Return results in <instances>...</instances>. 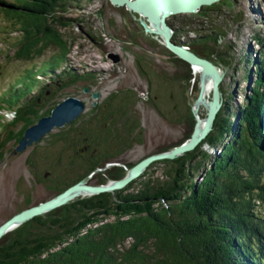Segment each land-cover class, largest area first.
<instances>
[{
  "label": "trees",
  "instance_id": "obj_1",
  "mask_svg": "<svg viewBox=\"0 0 264 264\" xmlns=\"http://www.w3.org/2000/svg\"><path fill=\"white\" fill-rule=\"evenodd\" d=\"M68 2L0 0V15L9 27L7 31L1 28L0 33H18L12 57L29 59L46 47L57 48L39 66L26 68L0 93L1 115L13 117L10 122L0 117L4 129L0 131L2 160L7 142L13 143L8 150L12 154L24 129L49 114L60 101L50 100L54 94L47 97L45 85L29 97L40 77L65 76L60 89L73 81L92 79L91 72L78 73L66 65L74 37L62 28L80 21L78 16L66 14ZM220 5L221 0L201 6L196 13L179 14L180 22L168 23L175 42L187 45L214 64H227L235 51L234 42L227 38L228 25L222 22L224 19L219 22L203 15L212 9L219 16ZM131 12L134 17L138 15ZM99 13L103 17V12ZM195 19L197 26L204 21L209 26L199 30L193 27L198 35L181 40L180 32L186 23ZM122 31L130 43L126 49L132 51L131 46L139 47L140 42H145L157 51L154 56L142 52L145 58L134 53L139 73L146 77L149 86L161 90L160 94L158 90L147 92L145 101L168 121L181 123L182 135L176 143H161L156 149L131 158L130 150L134 152L145 142L144 128L134 92L117 88L89 114L83 109L69 123L48 132L52 135L51 147H44L41 155L46 159L44 170L36 159H28L27 163L33 167L36 184L44 183L51 195L31 203L33 191H24L22 205L11 215L84 178L91 184L119 179L143 157L169 150L191 135L196 122L192 109L197 98L192 105L188 103L183 113L175 106L178 93L189 87L200 89L198 73L165 45L146 37L140 21L134 28L124 23ZM252 39L259 46L255 50L248 43L245 63L249 64L251 53L254 56L253 65L245 72L250 83L244 102L234 106L232 93L220 83L221 107L211 129L193 149L174 158L153 160L120 188L77 195L19 223L0 237V264H264V216L255 206V201L264 200V47L260 34H252ZM251 73L255 74L252 80ZM160 95L173 101L171 108L164 110L157 105ZM178 112L180 115L175 117ZM199 114L204 118L205 114ZM18 122L21 126L14 130ZM118 147L127 151L125 158L117 155Z\"/></svg>",
  "mask_w": 264,
  "mask_h": 264
},
{
  "label": "rangeland",
  "instance_id": "obj_2",
  "mask_svg": "<svg viewBox=\"0 0 264 264\" xmlns=\"http://www.w3.org/2000/svg\"><path fill=\"white\" fill-rule=\"evenodd\" d=\"M67 5L66 14L78 16L80 21L62 28L63 31L74 37V42L66 55V65L74 68L78 73L91 72L92 79L73 81L70 85L60 89L62 82L66 81L65 76L51 77V74H47L45 77L39 78L38 86L29 93V97L36 95L39 89L45 85L47 97L50 94H54L49 97L50 100H61L68 95L76 96L84 101L83 111L88 113L92 109L90 107L93 102H102L109 92L121 87L130 88V91L134 92L138 99L136 107L139 109L145 141L134 152L132 151L130 156L135 158L143 153L146 154L156 149V146L161 143H176L184 131V126L181 123L168 121L154 106L145 101L147 92L155 93L158 89L154 86H149L146 77L141 75L136 67L134 53H138L145 58L143 56L145 54L142 52L154 56L153 54L157 51L145 42H140L141 45L139 47L131 46L130 48L133 52L128 50V48L126 49V45H130V43L125 41L126 35L122 31V25L125 23L126 27L134 28L136 22L140 21L139 15L134 17L129 9L124 6L113 5L109 0H69ZM220 6L221 14L219 16L217 11L212 9L204 11L203 15L210 16L211 20L215 19L219 22L224 19L222 22L227 23L229 28L227 38L235 44L234 56L229 59V62L227 64H221L220 62L215 64L223 72L221 83L232 93L231 100L235 106L244 102V96L248 92L250 83L249 76L245 77V72L246 69L251 68L253 65L252 57L254 53H251L249 64H246L245 57L248 43H252L255 50L259 46L252 41V34H260L263 38L262 46L264 47V0H221ZM99 11L103 12V17L99 16ZM178 15H172L168 20L180 22L181 18ZM234 18H238V20L233 21ZM109 20H112L113 23H108ZM195 20L191 24L186 23L185 30L180 32L182 35L179 36L181 40L188 41L196 37L198 34L192 29L196 28L199 30L203 26L204 28L209 26L208 21H204L203 25L197 26L194 24L197 19ZM1 28L7 31L6 29L9 27L4 25L3 17L0 15ZM87 34H91V37ZM108 34L119 38L109 37ZM144 35L149 38L153 37L160 45H164V41L159 34L147 30ZM17 37L18 33L16 31L6 34L0 33V93L4 91V88L9 83L16 81L26 68L39 66L57 49L55 46H50L44 48L40 55L33 58H14L12 57L14 51L13 43H15ZM110 53L117 54L118 60H114L109 55ZM163 57L166 59L167 55L165 54ZM162 62L163 60L161 59L160 63ZM195 72L199 75L200 85V71ZM250 77L252 80L255 74L251 73ZM85 83L87 84V90L82 87ZM95 91L98 92V95L93 97L92 92ZM160 91L158 90L157 92L159 93ZM165 92L168 93V89ZM197 92V89L189 87L186 91L178 93V101L175 108L183 113L188 103L192 105ZM208 98L210 99V90L208 91ZM206 100L208 101V99ZM168 101L165 96H161L157 100V105L164 110L169 109L173 105V101ZM2 110L0 109V117L5 122H10L13 119L12 115H1ZM205 111L206 109L203 106L200 107L199 113L205 114ZM179 112L175 114V117L180 115ZM20 126L21 122H18L14 127L9 126V128L13 127L14 130H17ZM57 129L59 127H54L51 132ZM0 131L4 132L2 126H0ZM49 133L43 136L41 140L27 145L24 150L18 151V153H8L13 144L11 141L5 145V158L3 160L0 159V223L11 215L18 206L22 205L24 191H33L31 203L51 195H49L44 183L36 184L37 179L34 178L35 176L32 173L33 167L27 163L28 159H36L35 162L41 164L42 171L44 170L43 166L46 165V159L41 155L44 147H51L49 140L52 135ZM72 134L75 135L74 132ZM35 170L40 173L39 168ZM256 205L258 208L260 207V212L264 216V200L261 202L255 201Z\"/></svg>",
  "mask_w": 264,
  "mask_h": 264
},
{
  "label": "water",
  "instance_id": "obj_3",
  "mask_svg": "<svg viewBox=\"0 0 264 264\" xmlns=\"http://www.w3.org/2000/svg\"><path fill=\"white\" fill-rule=\"evenodd\" d=\"M111 4L117 6H124L125 8L136 12L139 15L140 22L145 31L149 30L155 34H159L164 41V45L172 51L176 56L188 61L192 67L199 66L200 81L202 75L207 74L211 77L210 84V100L205 107L206 112L203 118L202 128L196 132L197 113L193 110L196 117V122L193 131L189 138L182 143L172 147L169 150L149 154L136 163H134L126 172V174L119 178L112 180L105 184H91L85 182V178L73 183L65 188L63 191L41 201L35 205L26 207L4 220L0 224V237L6 231L12 229L19 223L41 214L47 210L57 207L70 199L74 198L75 192L84 190L82 194H92L102 191H110L120 188L127 184L129 181L137 177L147 165L153 160L162 158H174L183 152L193 149L211 129L213 120L217 111L222 104L220 83L222 80L223 72L209 59L196 54L183 44L177 43L172 39L173 30L168 23V18L176 14L196 13L201 6L210 5L219 0H109ZM142 16V17H141ZM152 25V29L148 27ZM114 60H118L117 54H109ZM200 89L196 96L197 99L201 98V82ZM87 90V87H84ZM98 92H92L95 97ZM84 109V102L73 95H68L55 104L50 110V113L43 115L36 122L27 126L22 136L20 137L17 145L13 148L11 153L23 150L27 145L32 142L38 141L43 135L47 134L54 127H60L65 123H69L72 119L76 118ZM80 195V194H79Z\"/></svg>",
  "mask_w": 264,
  "mask_h": 264
},
{
  "label": "bare ground",
  "instance_id": "obj_4",
  "mask_svg": "<svg viewBox=\"0 0 264 264\" xmlns=\"http://www.w3.org/2000/svg\"><path fill=\"white\" fill-rule=\"evenodd\" d=\"M148 27L150 29H152L153 26L152 25H148ZM193 69L195 71H198L199 70V66L194 65ZM210 80H211V77L209 75H207V74L202 75L201 98L196 99L194 104H193V110H195L197 115H198L197 116V123H196V132H198L203 126L204 120H203V118H201V116L199 114V109L202 106L205 108L207 106V104L209 103L210 99L208 98V91L210 90V84H211ZM205 97H206V99H208V101L205 99ZM82 193H84V190H79V191L75 192V195H79V194H82Z\"/></svg>",
  "mask_w": 264,
  "mask_h": 264
},
{
  "label": "flooded vegetation",
  "instance_id": "obj_5",
  "mask_svg": "<svg viewBox=\"0 0 264 264\" xmlns=\"http://www.w3.org/2000/svg\"><path fill=\"white\" fill-rule=\"evenodd\" d=\"M102 102H103V100H102ZM101 103V102H100ZM99 103H97V102H93V105L90 107V108H93V107H97V105H98ZM103 105V107H105V104H102ZM114 148H117V147H114ZM119 148V152H118V156L120 157V158H125L126 157V155H127V151L125 150V149H123L122 147H118ZM131 152L133 151V150H130ZM131 158H132V156H131Z\"/></svg>",
  "mask_w": 264,
  "mask_h": 264
}]
</instances>
